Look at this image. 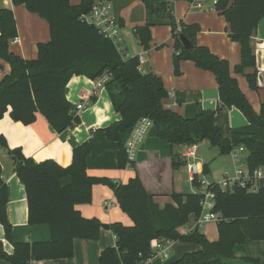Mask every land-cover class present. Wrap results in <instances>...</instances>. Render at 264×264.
Returning <instances> with one entry per match:
<instances>
[{
	"label": "trees",
	"instance_id": "1",
	"mask_svg": "<svg viewBox=\"0 0 264 264\" xmlns=\"http://www.w3.org/2000/svg\"><path fill=\"white\" fill-rule=\"evenodd\" d=\"M11 1L45 19L50 40L38 44L34 59H23L10 51L9 41L17 35L15 18L11 9L0 8V58L11 67L10 74L0 80V119L9 110L14 121L27 126L39 113L44 115L52 130L60 134L80 122L78 115L69 113L71 105L65 98L70 77L82 75L96 81L106 75L108 78L103 87L113 111L120 118L102 131L108 141L119 146L116 156L119 169L135 168L134 162L127 159L125 145L119 142L120 134L147 118L156 128L157 138L172 148L206 142L218 150L219 156H224L243 147L247 169L253 172L260 168L264 174V143L244 132L231 131L228 137L222 136L214 123L220 109L233 107L241 111L249 124L264 131V109L260 112L252 109L236 78L231 76L229 62L218 58L208 47L197 45L199 26L176 21L167 3L139 0L147 18L155 15L170 26L173 74H180L182 61H191L197 68L209 71L217 85L219 106L201 111L190 119L163 108L162 101L169 95L162 79L153 73H141L138 56L122 57L108 38L81 21V15L88 13L97 0H81L76 5H71L69 0ZM214 8L228 23L229 39L240 44V63L234 73L243 74L250 69L247 82L255 91L257 68L251 37L258 22L264 18V0H216ZM151 26L146 19L134 29L136 40L144 49L149 48ZM181 38L191 47L185 49ZM91 100H95L94 95ZM0 145L7 147L2 137ZM89 152L87 143L76 145L71 164L63 167L51 159L35 163L24 157L20 149L9 151L17 178L24 186L28 225H48L51 239L30 244L15 242L12 254L6 253L0 240V260L10 264H30L31 259L69 258L73 255V240L97 239L101 231L99 220L83 217L75 207L90 204L94 185H104L113 191L119 208L130 217L132 225L126 227L116 222L109 226L115 245L100 252L98 264H145L154 255L153 243L165 241L198 246L194 252L166 264H259L249 257H235L234 249L247 241H264V188L259 187L255 192L237 187L222 190L218 182H209L205 192L213 194L211 211L217 215L218 238L208 241L197 224L193 231L179 232L192 216L200 218L204 192L173 193L172 202L159 209L136 175L126 184L88 176L85 161ZM171 160L174 170L185 165L177 152ZM202 174H208L207 165H203ZM63 177H69L70 183L60 184ZM198 180L195 178L192 182L195 188H200ZM7 196L8 188L0 178V224L5 239L10 241L12 230L5 212Z\"/></svg>",
	"mask_w": 264,
	"mask_h": 264
},
{
	"label": "crops",
	"instance_id": "2",
	"mask_svg": "<svg viewBox=\"0 0 264 264\" xmlns=\"http://www.w3.org/2000/svg\"><path fill=\"white\" fill-rule=\"evenodd\" d=\"M76 5L81 0H69ZM167 3V8L178 22L195 23L201 31L196 37V44L206 46L218 58L229 62L231 76L236 78L238 86L246 96L252 109L260 112L264 109V18L261 19L251 37L252 49L255 54L257 68V89L252 91L247 82L246 75L251 71L246 69L243 74H235L234 68L240 63V44L232 42L228 36V23L222 15L211 10L216 0H200L202 8L197 9L190 1L184 0H158ZM0 8L11 9L16 24V38L18 41H9L8 49L23 59H34L37 55V46L50 40L48 23L42 17L30 13L24 5H13L11 0H0ZM112 13L115 15L122 31L125 57L142 56L139 70L143 74L153 73L162 79L163 86L169 97L162 101L163 108L175 111L180 116L190 119L201 111L214 110L219 106L217 85L215 77L209 71H203L191 61H182L180 74H173V46L169 24L157 16L145 14L142 3L138 0H121L119 3L112 0ZM146 19L152 24L149 48L141 47L134 35V29L142 25ZM159 24L160 26H155ZM155 26V27H154ZM163 31V35L160 33ZM11 67L0 58V80L8 76ZM65 88V98L70 103L69 113L78 115L80 122L72 129H66L60 134L52 130L44 115L37 113L36 120L27 126L14 121L9 116V110L0 119V137L5 140L6 148L0 145V178L8 188V200L5 208L8 222L11 226V239H5V233L0 224V240L7 254H12L15 242H46L51 239V230L48 225H28L27 198L24 186L14 171L13 159L9 154L12 149H20L24 157L32 159L35 163L51 159L56 164L67 167L71 164L72 151L81 143H87L90 152L86 157V174L90 177H103L121 184L133 176L140 178L146 191L151 194L158 208L172 202L173 193L195 192L194 186L189 183L186 170L184 175L181 167L172 168V155L180 154L184 146L172 148L166 141L157 138L156 128L150 126L144 139L134 150L132 162L135 168L119 169L116 156L119 146L116 142L108 141L102 131L112 122L119 120V115L113 111L110 97L103 86L82 75L70 77ZM94 95L95 100H91ZM78 104L83 108L76 109ZM214 118L215 125L222 136L228 137L231 131L244 132L254 135L264 143V131L260 127L249 124L240 110L235 108L220 109ZM133 127L120 134L121 145L132 137ZM213 153L214 159L225 175L233 176L237 161L233 154L219 156L216 148L209 143L201 142ZM244 151L240 157L244 158ZM201 165H207L201 161ZM208 167V166H207ZM209 172V167H208ZM185 177V178H184ZM211 182L208 180L206 183ZM220 182V181H218ZM70 183L69 177L61 178L60 184ZM93 199L90 204H79L75 209L85 218H97L101 225L108 228L112 223L131 226L132 221L117 203L113 191L104 185H94ZM195 216H192L186 225L179 228L185 234L197 226ZM210 224V223H208ZM199 226L200 232L208 241L218 238L215 221L208 226ZM73 255L63 259L30 260V264H98L100 252L114 246V235L110 228H101L99 237L93 240L75 239L72 242ZM198 249L196 244L170 242L167 256L154 255L145 264H166L178 260L185 253ZM238 258L249 257L259 264H264V241H247L234 249ZM0 264H10L0 260Z\"/></svg>",
	"mask_w": 264,
	"mask_h": 264
},
{
	"label": "built area",
	"instance_id": "3",
	"mask_svg": "<svg viewBox=\"0 0 264 264\" xmlns=\"http://www.w3.org/2000/svg\"><path fill=\"white\" fill-rule=\"evenodd\" d=\"M109 0H97L95 1L91 8L89 9V12L86 14L81 15V21L84 22L87 25H92L97 31L100 32L105 38H108L114 47H116L117 51L121 54V56L125 57V48L123 47V37H122V31L121 27L115 17L112 13V5ZM192 5L197 8H202V3L200 0H193L191 1ZM215 4V1H214ZM214 4L211 8V10H215ZM135 34V31H134ZM12 43H16L18 39L14 37L12 40ZM139 63L143 60V57L140 55L138 56ZM108 76L104 75L103 77L97 79L98 86H103L104 83L107 81ZM83 108L82 104H78L76 106L77 110H80ZM151 121L147 118H142L134 127V132L132 137L125 143V150L127 153V159L128 161H132V155L134 150L139 146V144L144 139L149 127L151 126ZM244 152V148L240 147L236 149L235 151L231 152L234 156V158L237 161V167L235 168L233 172V176L225 175L224 179L220 182L219 188L222 190L225 189H232L234 187L237 188H243L250 192H255L259 187L264 188V174L260 168L257 170L250 172L247 169L245 159L241 158L240 155ZM197 154H198V144L194 143L190 146H184V148L181 150L179 156L182 160L185 162L186 167V174L189 179V183L191 185L193 180L195 178L199 179V174L202 173L203 166L201 165V162L197 160ZM198 183L200 184V187L203 185L205 188L208 185V183H202L201 180H198ZM205 193V198L201 202V207L203 210L207 209L209 211L208 214H203V210L201 213L200 218L197 221V225L201 226L204 223H209L210 221L217 220V215L214 214L212 209L213 204V194L207 193L205 190L203 191ZM115 239V237H114ZM168 241L165 242H154L153 243V250L154 255H162L164 258L167 256V249L169 247ZM153 255V256H154Z\"/></svg>",
	"mask_w": 264,
	"mask_h": 264
},
{
	"label": "rangeland",
	"instance_id": "4",
	"mask_svg": "<svg viewBox=\"0 0 264 264\" xmlns=\"http://www.w3.org/2000/svg\"><path fill=\"white\" fill-rule=\"evenodd\" d=\"M121 0H114V2L119 3ZM111 5H112V0H111ZM155 26H160L159 24H155ZM154 26V27H155ZM161 35H163V31L160 33ZM170 34H169V39H170ZM211 147V146H210ZM213 148V147H212ZM213 151L216 153V150L213 149ZM214 152L212 153L209 149L208 146L207 148L204 146H200L199 147V152L197 154V160L199 162L201 161H206L207 166L209 167V172L207 175H203L202 173H200L199 179L201 180L202 183L207 182L208 180H210L211 182H218V181H222L225 177V171L222 170V168L220 167V165H218V162L216 159H214V157L216 155H214ZM181 173L184 175L186 167L182 166L181 167ZM185 178V177H184ZM195 192H202L205 190V187L202 185L200 188H194ZM209 211L207 209L203 210V214H208ZM214 220L210 221L208 223H204L202 224L203 226H208L210 227L213 224ZM202 226V227H203Z\"/></svg>",
	"mask_w": 264,
	"mask_h": 264
},
{
	"label": "water",
	"instance_id": "5",
	"mask_svg": "<svg viewBox=\"0 0 264 264\" xmlns=\"http://www.w3.org/2000/svg\"><path fill=\"white\" fill-rule=\"evenodd\" d=\"M181 44L184 46L185 49H188L191 47V45L186 40H184L183 38H181ZM101 228H103L105 230L109 229L106 225H101Z\"/></svg>",
	"mask_w": 264,
	"mask_h": 264
}]
</instances>
